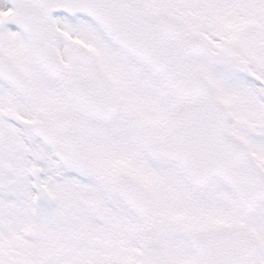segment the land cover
I'll return each instance as SVG.
<instances>
[{
	"label": "snow or ice",
	"instance_id": "snow-or-ice-1",
	"mask_svg": "<svg viewBox=\"0 0 264 264\" xmlns=\"http://www.w3.org/2000/svg\"><path fill=\"white\" fill-rule=\"evenodd\" d=\"M0 264H264V0H0Z\"/></svg>",
	"mask_w": 264,
	"mask_h": 264
}]
</instances>
